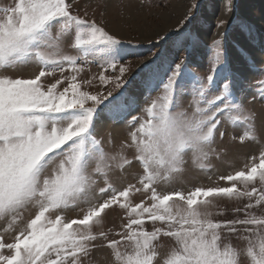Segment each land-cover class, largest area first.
Here are the masks:
<instances>
[{
    "label": "snow or ice",
    "instance_id": "obj_1",
    "mask_svg": "<svg viewBox=\"0 0 264 264\" xmlns=\"http://www.w3.org/2000/svg\"><path fill=\"white\" fill-rule=\"evenodd\" d=\"M78 3L13 0L0 5V72L34 68L27 78L0 75V264H91L92 251L104 247L110 250V264H264V104L254 107L264 102V71L247 86L250 99L245 100L243 89L234 94L242 78L227 58L231 25L224 19L216 24L224 31L206 46V76L190 70L202 45L193 29L204 19L203 0H191L186 8L179 28L184 39L169 56L162 57L158 48L135 65L129 58L141 55L138 42L109 32L86 9L81 15ZM213 7L209 4V10ZM234 11L233 0H223L224 15ZM240 27L255 45L253 30ZM166 37L157 33L161 42ZM89 64L99 71L81 81ZM93 81L98 90H85ZM137 83L146 98L153 91L160 95L142 109L144 116L127 121L132 130L121 147L133 156L106 153L94 135L97 115L107 110L113 119L126 120L135 110L130 89ZM185 95L191 97L192 111H174ZM228 128L233 144L259 145L258 155L243 168L219 177L230 186L169 190L189 160L202 172L212 170V158L227 154ZM136 166L142 171L133 173L135 183L114 187L111 173ZM136 193L144 199L133 204ZM220 199L246 200L233 209L242 215L214 220L207 208ZM117 207L125 211L120 230L94 232L93 226ZM32 209L34 216L25 223L24 214ZM77 210L79 218L64 219L65 211ZM9 233L10 241L5 239ZM110 233L119 239H109ZM222 233L245 241V247L222 242ZM165 238L171 246L161 252ZM125 243L131 252L122 250Z\"/></svg>",
    "mask_w": 264,
    "mask_h": 264
},
{
    "label": "rangeland",
    "instance_id": "obj_2",
    "mask_svg": "<svg viewBox=\"0 0 264 264\" xmlns=\"http://www.w3.org/2000/svg\"><path fill=\"white\" fill-rule=\"evenodd\" d=\"M13 0H0V5L12 4ZM191 3V0H79V3L75 6V10L81 15L86 9L89 17H94L98 22L103 20L106 30L124 38H132L138 42V50L141 55L136 57H130L133 64L142 63L151 57L152 53H155L159 48L162 57H167L173 50L174 44L184 39L183 34H179L180 21L186 11V8ZM204 8L203 17L194 27V31L197 33L199 40L202 41V45L198 46L193 54V63L190 64V70L199 76H206L210 67L209 63V51L206 47L211 42L219 38V33L224 31L223 28H217L216 24L218 19H224L229 25H231V31L228 36L226 45L227 58L232 69L239 73L242 78L237 82L236 87L233 89L234 94L239 96L241 90H244L245 100L250 99L251 92H248L247 86L252 84L256 79L260 78L261 71H264V0H233L235 11L224 15L223 13V0H203ZM167 5L166 8H162L159 5ZM209 4L214 7L209 10ZM104 15L101 16L100 13ZM241 25H247L253 30L255 36L258 38V42L254 45L250 42L245 32L241 31ZM157 33H167L166 39L161 42L157 38ZM236 45L244 49L251 61L254 62L250 65V62L241 55L237 50ZM151 49V52L148 51ZM67 50V49H66ZM75 54V53H73ZM183 50L178 53V56H182ZM34 71V68L28 67L23 69H7L0 72V75H9L13 78L17 76L29 77ZM99 68L95 64H89L85 67V70L80 73L78 79L81 81L90 79L93 74L98 73ZM135 71V67L133 68ZM69 75V73H65ZM56 77H49L44 82L45 84L53 82ZM99 85L96 81H93L92 87H85V90L96 91ZM130 93L136 97L135 110L130 111L126 120L113 119L107 110L98 113L94 135L97 139H101L105 152L109 154L123 151L129 158H132L133 151L130 149H122V144L128 141V133L132 130L128 126L127 121L132 116H144L142 109L146 106L151 99L160 95L159 91H153L150 96H147L142 88L138 86V83L130 89ZM114 95L116 93L114 92ZM190 96H183L180 98L179 106L174 111L187 110L192 111L190 107ZM264 102H256L254 107L259 110ZM235 133L238 135L241 133V128L236 127ZM109 134H111V144L108 143ZM233 135V129H227V135L223 140V145L228 149L227 154L220 160L215 157L212 158L211 163L213 168L210 172H202L189 163L186 167V171L182 177H179L171 185L168 186L171 189L188 190L194 186H230L227 181L219 179L221 176H226L236 170L244 167L249 162V158L253 155H258L259 145L252 142H246L244 146H240L237 141L236 144L231 142L230 137ZM216 143H221L219 136L216 138ZM187 159V157H186ZM50 171V170H49ZM142 171L138 166L128 169L123 173L114 172L111 173L114 187L120 189L127 186L128 183H135L133 178L134 172ZM102 186V182L101 185ZM239 186V185H238ZM133 204L139 203L144 196L142 193H136L132 196ZM246 200H227L220 199L214 200L213 204L208 206L207 211L213 213L212 218L215 219H232L236 214L233 209L241 207ZM223 211V215H216L217 212ZM35 210L32 209L24 214V222L26 223L30 218L34 216ZM64 219L70 220L80 217L79 210L77 211H65L63 213ZM125 211L122 209L114 208L107 212L104 217V222L101 225L93 226L94 232L109 231L116 232L120 230V225L124 220ZM51 219H55V214H52ZM3 221H0V225ZM146 228L151 230L152 224L146 223ZM11 233L5 235V239H11ZM223 241L229 242L243 249L246 242L238 240L235 236H230L227 233H222ZM119 239V237L109 234V239ZM97 244L102 241H96ZM163 247L158 250L163 252L171 246V241H163ZM122 250L128 252L132 251V246L129 243H125ZM241 260H246V257L242 255ZM91 264H110L111 255L110 250L106 247L94 249L90 256ZM87 264V262H86Z\"/></svg>",
    "mask_w": 264,
    "mask_h": 264
}]
</instances>
